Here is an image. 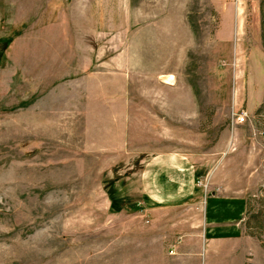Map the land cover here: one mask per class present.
I'll use <instances>...</instances> for the list:
<instances>
[{
    "label": "rangeland",
    "instance_id": "1",
    "mask_svg": "<svg viewBox=\"0 0 264 264\" xmlns=\"http://www.w3.org/2000/svg\"><path fill=\"white\" fill-rule=\"evenodd\" d=\"M263 24L261 0H0V264H264ZM211 192L247 198L240 240L207 242Z\"/></svg>",
    "mask_w": 264,
    "mask_h": 264
},
{
    "label": "crops",
    "instance_id": "2",
    "mask_svg": "<svg viewBox=\"0 0 264 264\" xmlns=\"http://www.w3.org/2000/svg\"><path fill=\"white\" fill-rule=\"evenodd\" d=\"M247 208L248 202L244 196L211 192L206 199L203 219V234L207 242L226 244L243 238L246 228L242 218L246 215ZM203 256L204 264H208V259L212 256L216 258L209 250Z\"/></svg>",
    "mask_w": 264,
    "mask_h": 264
},
{
    "label": "trees",
    "instance_id": "3",
    "mask_svg": "<svg viewBox=\"0 0 264 264\" xmlns=\"http://www.w3.org/2000/svg\"><path fill=\"white\" fill-rule=\"evenodd\" d=\"M261 9H262L263 18H264V0H261ZM263 26H264V24H263ZM263 37H264V27H263Z\"/></svg>",
    "mask_w": 264,
    "mask_h": 264
},
{
    "label": "built area",
    "instance_id": "4",
    "mask_svg": "<svg viewBox=\"0 0 264 264\" xmlns=\"http://www.w3.org/2000/svg\"><path fill=\"white\" fill-rule=\"evenodd\" d=\"M239 121L240 122H244L245 121V116L243 114L239 117Z\"/></svg>",
    "mask_w": 264,
    "mask_h": 264
}]
</instances>
